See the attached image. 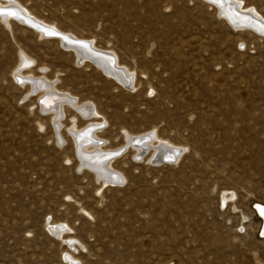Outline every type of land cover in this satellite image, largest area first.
Listing matches in <instances>:
<instances>
[{"label": "rangeland", "instance_id": "obj_1", "mask_svg": "<svg viewBox=\"0 0 264 264\" xmlns=\"http://www.w3.org/2000/svg\"><path fill=\"white\" fill-rule=\"evenodd\" d=\"M11 1L109 53L129 81L0 16V264H264V37L205 0ZM239 1L264 17V0ZM50 83L98 112L105 148L152 133L175 161L127 147L111 162L120 183L102 181L68 130L85 117L63 105L57 128L40 108Z\"/></svg>", "mask_w": 264, "mask_h": 264}, {"label": "bare ground", "instance_id": "obj_2", "mask_svg": "<svg viewBox=\"0 0 264 264\" xmlns=\"http://www.w3.org/2000/svg\"><path fill=\"white\" fill-rule=\"evenodd\" d=\"M3 1L5 3L1 2L0 0V10L7 12L4 14H0L3 20L7 21L9 17L16 18V16H20L23 20L29 22V24L32 25L34 29L38 30L41 35H45L52 38H58L61 43L64 44L65 48H69L74 51L78 60L88 61L95 64L98 69L103 71L105 75L112 80L120 82L129 81V74L126 73L119 66L115 65V60L111 58L109 53L107 54L106 52L96 50L91 45V43H88L87 40L85 41L79 39L70 34H65L57 28L42 24L41 22L39 23V21L37 22L38 19H36V21H33L31 20L33 17L31 19L29 18L30 13L27 10L25 11L26 13L21 11L20 9H18L17 5H15V3H13V1L11 0ZM215 2L218 3L215 4L219 7V12L221 13L222 17L229 22L230 27H232L235 31L248 29L256 33L257 35L264 37V17L260 15L254 8L245 7L243 3L239 0H215ZM68 42L80 43L83 46H70L68 45ZM93 55H99L100 57H103L106 60L103 63H100L98 62L97 58L95 59L93 57ZM100 57L98 58L100 60H103ZM29 62L30 61L23 56L16 72L20 71V68L24 65L26 66L27 64H29ZM15 76L17 78L23 77L17 74H15ZM35 82L39 83V81ZM35 82L31 84L34 85ZM39 85L40 84H35L34 90L38 89ZM40 87L44 92V94L41 95V99H43L44 102L40 103V108L43 112L46 111L53 115L52 119L57 128L59 127V124L61 123L63 117V105L71 107L73 110H75L76 112H80L81 115L85 117V120H87V124L84 127L76 128V120L75 118H73L71 120L72 124L69 126L68 130L75 143L77 149V157L80 161V166L91 170L99 179L104 182H107V184L114 182L115 180L118 181V179L120 178L119 175L111 169V162L112 159L115 157L114 154L120 149L126 150L127 147H132L135 149V155L140 153L142 154V157L150 149L152 150V153L150 155L149 160H153L157 154H159L157 155L158 158H161L165 155H169L168 158L173 159L179 152L178 149L172 147L173 145L169 147V145H166L165 143L159 141V139L155 138L152 133H146L135 136L127 134L125 145L114 150L107 149L105 148L106 145L104 141H97L94 137L96 133L100 130V128L98 127L100 123L91 121L94 120L98 115V112L95 109H92L91 107L89 108V105L86 103L79 104L75 99H72L71 101H61L59 97H51V94L68 96L53 91L52 84L48 87H42V85H40ZM84 110H86V113L83 112ZM90 128L91 131L89 132L88 130ZM143 144H146V150L138 146ZM162 148H164L166 151L159 153ZM106 157L107 159L103 160ZM256 208L259 214L258 217L261 221L260 227H263L264 229V212H262V210H264V205L256 204ZM50 229L51 232L58 233L59 235H61V233L63 232V229L57 224H54V226L50 227ZM262 236L264 238V230L262 232ZM71 243H73V240L71 241V238H69L67 240V245L75 247L74 244ZM66 260L68 261L69 258H66Z\"/></svg>", "mask_w": 264, "mask_h": 264}, {"label": "water", "instance_id": "obj_3", "mask_svg": "<svg viewBox=\"0 0 264 264\" xmlns=\"http://www.w3.org/2000/svg\"><path fill=\"white\" fill-rule=\"evenodd\" d=\"M205 1H207V2H209V3H211V4H213V5H216V4H218L217 2H213V0H205ZM216 3V4H215ZM4 13H7V12H5V11H1L0 10V14H4ZM16 18L17 19H19L21 22H23L24 24H26V25H28V26H30V27H33L32 25H30L29 24V22H27V21H25V20H23L20 16H16ZM34 28V27H33ZM68 45H70V46H83L82 44H80V43H75V42H68ZM93 57L96 59L97 58V60H98V62H104L106 59L105 58H103V57H100L99 55H93ZM98 57H100V58H102L103 60H100ZM51 97H59L60 98V100L61 101H71L73 98H71L70 96H63V95H54V94H51L50 95ZM49 97V96H48ZM44 102V100L43 99H41L40 100V103H43ZM114 155H116V154H114ZM169 157V155H165V156H163V157H161V158H158V157H155L154 159H153V161H155L156 163H171V162H173V161H175V159L176 158H173V159H169L168 158ZM105 159H107V157L106 158H104L103 160H105ZM152 161V160H151ZM118 183H120V180H115L114 182H111V183H109V184H118ZM264 230V229H263ZM263 232V231H262ZM261 232V233H262Z\"/></svg>", "mask_w": 264, "mask_h": 264}, {"label": "snow or ice", "instance_id": "obj_4", "mask_svg": "<svg viewBox=\"0 0 264 264\" xmlns=\"http://www.w3.org/2000/svg\"><path fill=\"white\" fill-rule=\"evenodd\" d=\"M213 2H215V0H213ZM241 47H243V45H241ZM262 212H264V210H262ZM241 231H243V229H241Z\"/></svg>", "mask_w": 264, "mask_h": 264}]
</instances>
